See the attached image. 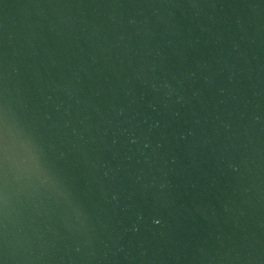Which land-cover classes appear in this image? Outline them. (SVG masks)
Here are the masks:
<instances>
[{
	"label": "water",
	"instance_id": "95a60500",
	"mask_svg": "<svg viewBox=\"0 0 264 264\" xmlns=\"http://www.w3.org/2000/svg\"><path fill=\"white\" fill-rule=\"evenodd\" d=\"M0 264H264V0H0Z\"/></svg>",
	"mask_w": 264,
	"mask_h": 264
}]
</instances>
